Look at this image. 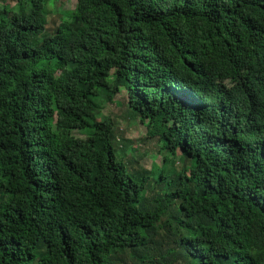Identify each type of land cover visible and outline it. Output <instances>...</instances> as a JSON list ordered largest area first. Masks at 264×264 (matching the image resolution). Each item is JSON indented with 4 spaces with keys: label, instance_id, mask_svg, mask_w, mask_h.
Returning <instances> with one entry per match:
<instances>
[{
    "label": "trees",
    "instance_id": "trees-1",
    "mask_svg": "<svg viewBox=\"0 0 264 264\" xmlns=\"http://www.w3.org/2000/svg\"><path fill=\"white\" fill-rule=\"evenodd\" d=\"M74 1L0 4V264H264V0Z\"/></svg>",
    "mask_w": 264,
    "mask_h": 264
},
{
    "label": "rangeland",
    "instance_id": "rangeland-1",
    "mask_svg": "<svg viewBox=\"0 0 264 264\" xmlns=\"http://www.w3.org/2000/svg\"><path fill=\"white\" fill-rule=\"evenodd\" d=\"M4 3L13 4L15 3V0H2ZM75 1L74 0H53V4H51L49 7L54 8V11L49 13L47 17V25L46 28L48 30H52L54 25H56L59 22L60 12L65 9H72L74 8ZM121 96L120 93H117L114 98L117 99ZM123 107L118 106L114 102H106L103 105V113L110 115V117L115 118L116 120L120 121V124L117 125L119 128V131L123 135V138L125 140H133V144L137 145V148L135 150L131 149L130 146L127 147V153L130 154V152L133 150L135 154H139L138 157L139 164L141 167H144L145 169L151 168L152 162L156 164H160L162 156L160 153H157L155 156L153 155V152L155 151V148L150 145H148L145 141H150V139L146 136V126L141 123L139 120H126L123 119L120 115L122 112ZM122 153V151H121Z\"/></svg>",
    "mask_w": 264,
    "mask_h": 264
},
{
    "label": "clouds",
    "instance_id": "clouds-1",
    "mask_svg": "<svg viewBox=\"0 0 264 264\" xmlns=\"http://www.w3.org/2000/svg\"><path fill=\"white\" fill-rule=\"evenodd\" d=\"M15 2H16V0H15ZM0 4L2 5V4H8V3H4V2H2V0H0ZM15 4V3H14ZM9 6H14L13 4H8Z\"/></svg>",
    "mask_w": 264,
    "mask_h": 264
}]
</instances>
